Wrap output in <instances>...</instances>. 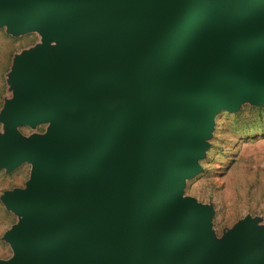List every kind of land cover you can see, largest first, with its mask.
<instances>
[{
    "label": "water",
    "instance_id": "1",
    "mask_svg": "<svg viewBox=\"0 0 264 264\" xmlns=\"http://www.w3.org/2000/svg\"><path fill=\"white\" fill-rule=\"evenodd\" d=\"M4 26L56 45L16 58L0 115V169L33 165L0 264H264V229L216 243L184 197L216 114L264 103V0H0Z\"/></svg>",
    "mask_w": 264,
    "mask_h": 264
},
{
    "label": "rangeland",
    "instance_id": "2",
    "mask_svg": "<svg viewBox=\"0 0 264 264\" xmlns=\"http://www.w3.org/2000/svg\"><path fill=\"white\" fill-rule=\"evenodd\" d=\"M55 45L45 39L41 29L14 36L6 26L0 27V115L6 102L14 97L16 58L42 46ZM8 129L0 122V143ZM48 129V124H39L20 126L16 131L28 139L44 135ZM199 164L201 171L186 181L184 197L207 206L214 241L220 243L248 219L264 229V103L245 101L236 112H218L209 147ZM32 172L33 165L29 163L12 171L0 169V262L14 255L5 235L20 221L7 209L2 196L25 189Z\"/></svg>",
    "mask_w": 264,
    "mask_h": 264
}]
</instances>
